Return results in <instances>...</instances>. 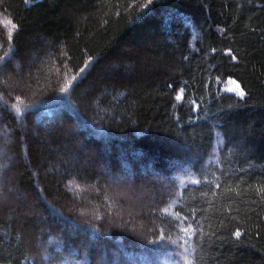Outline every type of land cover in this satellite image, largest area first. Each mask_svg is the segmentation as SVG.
<instances>
[{"label":"trees","instance_id":"1","mask_svg":"<svg viewBox=\"0 0 264 264\" xmlns=\"http://www.w3.org/2000/svg\"><path fill=\"white\" fill-rule=\"evenodd\" d=\"M3 152L0 264H264V0H0Z\"/></svg>","mask_w":264,"mask_h":264},{"label":"rangeland","instance_id":"2","mask_svg":"<svg viewBox=\"0 0 264 264\" xmlns=\"http://www.w3.org/2000/svg\"><path fill=\"white\" fill-rule=\"evenodd\" d=\"M230 87H232L231 83L229 85V88ZM11 156L12 157L9 162V164L11 163L10 167L14 165L16 161L15 155L12 154ZM0 158H1L0 160L1 167L8 163L7 156L4 155V152L1 153ZM57 178L59 179V177ZM7 184H8V180H7ZM105 185L106 187L109 188V190L111 191V194L116 199L118 209L119 207L121 208L123 206V210H124L123 213H125L131 218L139 217L141 211L147 205V200H146L147 197L151 195L146 185H144L143 183H139V182L134 183L133 181H130V179H127V178L125 179L122 176L121 177L117 175L110 176L109 174H107V184ZM0 199L2 200V202H5V201L8 202L9 200L8 195L4 192V188L1 186H0ZM126 215H124L123 217L121 216L120 219H125L124 217ZM142 220H143L142 218H139L136 221V224L138 225L139 228H142L144 224Z\"/></svg>","mask_w":264,"mask_h":264},{"label":"snow or ice","instance_id":"3","mask_svg":"<svg viewBox=\"0 0 264 264\" xmlns=\"http://www.w3.org/2000/svg\"><path fill=\"white\" fill-rule=\"evenodd\" d=\"M13 27H15V25H13ZM232 59L235 60L236 57L233 56ZM230 83H231L232 87L228 88V91H230V92L235 91L241 97H243L245 95L244 90L241 88L239 83H237L235 80L231 81ZM180 98H181L180 96H177V99H180ZM217 187H219V185ZM180 222L183 223V221H180ZM184 233H185V236H187V238H188V240L185 241L187 243L188 241L191 240V237L194 234L193 226L191 223H189L188 226L186 228H184ZM235 235L237 237H239L240 233L236 232ZM186 251H187V249H186Z\"/></svg>","mask_w":264,"mask_h":264}]
</instances>
